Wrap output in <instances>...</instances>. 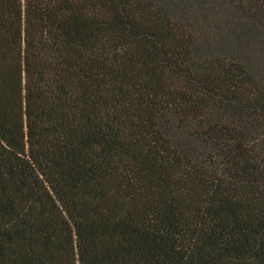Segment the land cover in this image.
<instances>
[{
	"label": "trees",
	"instance_id": "1",
	"mask_svg": "<svg viewBox=\"0 0 264 264\" xmlns=\"http://www.w3.org/2000/svg\"><path fill=\"white\" fill-rule=\"evenodd\" d=\"M0 264H264V0H0Z\"/></svg>",
	"mask_w": 264,
	"mask_h": 264
}]
</instances>
